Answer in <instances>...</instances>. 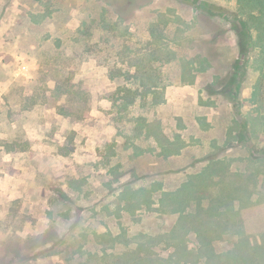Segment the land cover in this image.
I'll return each mask as SVG.
<instances>
[{
    "label": "rangeland",
    "instance_id": "obj_1",
    "mask_svg": "<svg viewBox=\"0 0 264 264\" xmlns=\"http://www.w3.org/2000/svg\"><path fill=\"white\" fill-rule=\"evenodd\" d=\"M237 3L0 0V264H202L177 223L199 210L214 255L264 264L261 58L235 46Z\"/></svg>",
    "mask_w": 264,
    "mask_h": 264
},
{
    "label": "trees",
    "instance_id": "obj_2",
    "mask_svg": "<svg viewBox=\"0 0 264 264\" xmlns=\"http://www.w3.org/2000/svg\"><path fill=\"white\" fill-rule=\"evenodd\" d=\"M237 2L238 20H236L240 24V28L236 35L235 46L241 55H247L249 50L258 49L261 62L258 63L257 68L262 74L258 83V88L255 89L256 91H254V96L255 98L257 97V102H260L261 100H264V0H237ZM233 62V68L236 70L239 67V61L235 60ZM228 91L235 92L234 89H229ZM214 218L215 216L203 218V213H201L200 210L194 214H187L184 211H180L178 214L177 223L183 228L184 223H187L189 230L193 232L197 240L198 248L195 251L206 253L202 264H241V262L239 263V261L233 258L232 251H230V253L227 251V253L224 252L219 255H214L211 241H207L209 228L206 226V223L212 222ZM204 241L207 243H203ZM143 248L140 247V249L136 248L133 250L132 256L129 258L130 262L128 261L129 263L125 262L123 264H153L158 261L157 259H153L151 255L148 254H144L143 257L139 255L138 249L140 251L143 250ZM255 251L259 252L256 249ZM193 252L194 251L190 252L189 255L194 256V261H191L189 264H199L202 254H198L197 256L194 255ZM125 259L126 257L123 258V262ZM168 260L169 259H162V263H160L171 264ZM219 260H221L220 263ZM176 263L177 262H174L173 264ZM242 264L250 263L243 262Z\"/></svg>",
    "mask_w": 264,
    "mask_h": 264
},
{
    "label": "crops",
    "instance_id": "obj_3",
    "mask_svg": "<svg viewBox=\"0 0 264 264\" xmlns=\"http://www.w3.org/2000/svg\"><path fill=\"white\" fill-rule=\"evenodd\" d=\"M253 210H254V209H253ZM254 217H255V216H254ZM260 222H261V224H264V220H263V219H261ZM263 227H264V225H263Z\"/></svg>",
    "mask_w": 264,
    "mask_h": 264
}]
</instances>
